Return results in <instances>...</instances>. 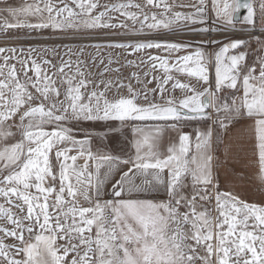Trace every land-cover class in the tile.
<instances>
[{"label":"snow or ice","instance_id":"snow-or-ice-1","mask_svg":"<svg viewBox=\"0 0 264 264\" xmlns=\"http://www.w3.org/2000/svg\"><path fill=\"white\" fill-rule=\"evenodd\" d=\"M153 4L154 0H147ZM73 3L81 10V14H90L96 3L90 0H73ZM204 0H200L203 5ZM213 11L218 18L232 22L233 13L240 8L247 9V15L244 20L254 23V9L250 3L241 4L240 0H212ZM109 7L123 8L126 5H115ZM137 7H139L137 5ZM165 7H168L167 5ZM44 10L49 13L46 21L41 17L42 22L36 24L20 23L10 24L5 21V27H30L62 29L67 26L77 27L73 18L77 13L65 5L63 8L55 9V15H52L54 7L46 3ZM261 10L264 11V3L261 4ZM12 17L37 15L41 12L38 5L26 4L20 8L5 9ZM203 7H198L195 13L183 14L176 12L177 19L184 18L194 21V16L203 14ZM67 12L66 17L62 13ZM132 20L136 19V14L131 12L123 13ZM105 12L90 19L80 21L84 27H109L108 24H102L101 18ZM57 17H61L57 19ZM148 17L145 16V20ZM153 23L148 24L150 29H155L161 25L165 28L169 26L168 22L158 20L153 16ZM202 22V21H201ZM115 27V25H111ZM258 39V38H257ZM215 43V41H213ZM242 40H234L231 43L224 44L215 54V89L220 91L227 85L235 89L238 84V78L242 71L240 62L245 59L246 53L240 52L238 55L225 57L229 49H236L243 45ZM124 47L125 45H117ZM139 48H165L167 50H177L187 45L176 43L148 42L137 44ZM5 50L0 48V53ZM14 51V50H12ZM195 59L192 55L183 56L181 59L184 65L178 71H186L188 75L198 77L204 82H208V69L202 63L204 57L201 51L197 50ZM8 58L5 57V60ZM150 59H159L150 57ZM228 61L227 63L225 61ZM192 61L195 67H188V62ZM33 70L36 72L38 81L41 69L33 61ZM63 68H61V71ZM165 64V71H167ZM254 68H248L242 74L243 95L232 99L229 104L227 100L217 107L216 94L205 88L202 92H196L190 89L193 94L186 96L178 102L169 99L167 105L149 103L140 105L135 102V93L131 86L128 90L132 93L131 97H120L114 101L100 99L103 93L97 95L95 91L90 93L89 102H82L80 87L86 84L81 80L76 87L71 86V79L68 80L69 88L67 98L71 101L64 107L63 113L55 114L52 105L47 110L43 104L35 107H29L21 115L22 139L19 142L11 143L0 147V171H6L8 174L3 177L0 184L11 185L0 187V195L8 198L16 196L27 205V216L25 219L35 220V224L42 230L40 234L35 235V242L26 241L23 231L32 232V226L21 224L18 218H14L10 209H5L0 205V214L7 215L10 223L16 224L20 229V234L15 229L8 230L0 228L6 235L16 237L24 245L17 249V252L23 253L25 257L22 260H16L9 257L5 251L11 247L0 242V256L7 260L8 264H64L65 257L70 251H75L78 245L64 247L63 254H58L56 247L57 239H67L71 241L73 234L79 235L81 245H85V252L77 260L75 257L70 264H195L197 259L203 261V264H213L212 257L215 255L216 264H264V207L255 204L239 201L237 197L230 193H221L218 185H213V176L211 171L212 156L209 154L211 130L207 134H202L199 130L196 133L195 153L190 154V137L187 134L179 136V147L171 145L167 148V154L162 155L158 150V143L162 128L155 126H134L132 131L136 138L132 141V147L135 149V156L132 159L120 160L119 157L111 155H100L96 157L90 150H86L85 145L88 139L77 140L70 135V129L62 127V121L67 120L69 109L71 118L77 121H147V120H175L179 121L183 115L185 118H191L188 113L195 115H204V110L209 104L203 102L201 97L206 94L212 97L211 106L217 113L222 110L225 118L218 121L219 127L226 129L234 118L248 117L254 118L255 132L257 140L258 155L260 161V171L264 178V60L259 66V75L253 73ZM14 76V72H10ZM82 75V74H81ZM48 81V77L43 78ZM170 79V77H169ZM37 85H34L36 87ZM7 85L0 81V89ZM174 87L188 88V85L177 84ZM12 99V107L7 111H0V140L12 135L11 131L5 129L4 121L11 118L13 114L25 103L22 94L24 88L17 83ZM50 88L45 83L43 88L37 87V91L47 98ZM52 92H57L51 88ZM58 95V92H57ZM146 98V97H145ZM0 99H3V92L0 91ZM95 103H92V100ZM186 109L187 113L181 110ZM28 118V123L23 121ZM55 123L51 131L46 130L44 125ZM11 126H9L10 128ZM175 127V125H171ZM63 142H70L73 146H79L77 155H68L70 148H59ZM55 150V157L60 161L59 165V188L55 187L57 179L53 171V165L50 161V153ZM78 156H84L85 164L79 169L76 166ZM88 159L99 160L108 165V176L116 168V163L131 164L127 172L122 173L120 179L113 185V199L101 203L97 200L94 207H71L67 211L63 210L65 204V193L73 198L82 195L85 200H90L89 189L94 190V195H100V188L104 181L99 178L101 163H96V175L88 171ZM71 161V163H69ZM149 170H152L149 173ZM167 172L165 180L163 173ZM134 174H151L152 180H144L141 185H136L131 180ZM191 176L193 184V194L191 199H187L181 194V189L185 187L184 177ZM53 181L52 186H45L47 178ZM74 178V183H73ZM95 181V182H94ZM203 185L202 189L198 186ZM164 187L169 201L154 202L151 199L131 198L134 193L158 190ZM209 187H217L215 199L217 210L222 219L213 225V218L206 211H197L195 204L196 197L201 200H210ZM36 189L37 194L33 195L29 189ZM55 194V203L51 205L53 213H49L48 199ZM127 197V198H126ZM41 198L43 202H41ZM187 199L185 205L190 209L189 212L180 213L178 206ZM175 201V205L171 201ZM11 203V200H9ZM105 209L111 210V218L105 216ZM69 213L72 214V222L68 223ZM88 214H91L90 217ZM79 217L77 220L76 217ZM61 217L64 223H61ZM254 220L253 230H248L249 219ZM54 220V223H53ZM184 224L191 225V231L183 229ZM227 226L226 230L224 226ZM96 228L95 249H93V239L91 236L85 237L84 233L91 232L92 227ZM215 228V231L213 230ZM256 230H259L258 232ZM47 232L48 234H43ZM215 239L216 243L212 241ZM187 240L194 241L193 244L186 243ZM203 247L204 256L197 254V248ZM94 252V257L89 253ZM232 257H235L233 260Z\"/></svg>","mask_w":264,"mask_h":264},{"label":"rangeland","instance_id":"rangeland-1","mask_svg":"<svg viewBox=\"0 0 264 264\" xmlns=\"http://www.w3.org/2000/svg\"><path fill=\"white\" fill-rule=\"evenodd\" d=\"M96 3L97 7L92 10L90 14H81V10L73 3V0H0V48L5 51L0 53V81L7 85L6 88L0 89L3 92V99H0V111H7L12 107V99L16 84L19 83L25 90L22 98L25 103L17 110L10 119L4 121L5 125L19 126L21 122V115L27 111L29 107H35L40 104L45 106L47 110L52 105L56 107L53 109L55 114L60 115L63 113L64 107L70 104L71 101L67 98V91L69 88L68 80L71 79V86L76 87L81 80L86 81L84 86L80 87V94L82 102H89V95L93 91L99 95L103 93L100 99L101 106L103 100L114 101L120 97H131L132 93L128 88L131 86L135 95V102L140 105L155 103L160 105H167L169 99L178 102L186 96H190L194 89L196 92H202L208 88L210 92H215L217 107L221 106L225 100L229 104L232 99L236 98L239 91L240 79L243 74V64L253 54L262 52V44L258 43L262 37H216L206 38L204 32L207 30L205 22L211 23L212 29H219L220 27L229 28H264V11L261 10V4L264 0H253L251 5L256 9L258 20L253 24L239 25L238 22L232 20L231 23L221 21L219 24L210 18L209 0H204L203 5L200 0H154L153 4H149L147 0H90ZM50 3L54 7L52 15H55V9L63 8L67 5L77 13L73 18V22L77 27H63L62 29L47 28H30V27H5V21L10 24L20 23L36 24L46 21L49 13L44 10L45 4ZM253 3V4H252ZM26 4L38 5L41 12L37 15H29L12 17L5 9L20 8ZM115 5H126L123 8L109 7ZM137 5L139 7H137ZM168 7H165V6ZM203 7L202 15L194 16V21H189L184 18L177 19L176 12L183 14L195 13L198 7ZM100 12H105L101 18L102 24H108L109 27H95L87 28L80 24L84 19H90L99 15ZM131 12L136 14V19L132 20L123 13ZM67 12L62 13V17H66ZM145 16L148 17L145 20ZM153 16L158 20H164L169 23L167 28L162 25L155 29H150L148 24L153 23ZM61 17H57L60 19ZM202 21V22H201ZM111 25H115L112 27ZM170 33L173 37L169 39H153L149 37L152 33ZM258 38V39H257ZM234 40H242L245 43L238 46L236 49H229L225 53V57L231 55H238L244 52L248 46L251 52L246 53L245 59L240 62L242 71L241 76L238 78V84L235 89L223 86L220 91L215 89V54L219 51L224 44L231 43ZM215 41V43H213ZM148 42L160 43H176L187 45L177 50H167L165 48H139L136 45ZM117 45H125L120 47ZM14 50V51H12ZM197 50L203 54L202 63L208 69V82L200 80L198 77L190 76L186 71H178L184 65V62L179 59L186 55H192L195 59ZM5 57L8 59L5 60ZM150 57H158L159 59H150ZM33 61L39 65L41 72L40 78L33 70ZM228 62L227 60L225 61ZM165 64L167 71H165ZM188 67H195L192 61L188 62ZM61 68L63 70L61 71ZM14 72L15 75H10ZM82 74V75H81ZM47 76L48 81L43 78ZM170 77V79H169ZM188 85V88L174 87L175 84ZM45 83L49 85V92L47 98L37 91V87L43 88ZM34 85H37L34 87ZM51 88H55L58 92H52ZM146 97V98H145ZM203 102L209 104V107L204 110V115L189 116L191 118L182 119L186 123L196 121H209L215 125L222 118L225 117L223 110L217 113L215 108L211 106L212 97L208 94L201 97ZM95 103L93 99L91 101ZM186 110V109H184ZM68 119L60 122L62 127L70 129V135L75 139H88L91 145L95 147V153L100 155H111L126 159L129 153V134L130 127L134 123L151 122L156 120L147 121H124L108 120V121H84L74 120L71 118V110L69 109ZM185 118L183 115L181 118ZM166 120V121H170ZM165 121V120H161ZM24 124L28 123V118L23 121ZM46 130L51 131L55 127V123L44 125ZM21 131V129H20ZM218 134V130H216ZM65 143V142H64ZM63 144V143H62ZM67 147V145H65ZM5 174L0 173V181L3 180ZM11 185L0 184V187H7ZM221 193H230L232 196L238 198L239 201L255 204L259 207H264V186H239L229 190L219 189ZM210 191V200L204 202H195L197 211H206L213 218V225L222 219L216 206V191L217 188H212ZM192 195H190L191 199ZM65 198L63 210L71 207H94L91 205H78L72 200ZM187 199L182 201L178 206L180 213L189 212L190 209L186 207ZM11 200V203H9ZM41 202L43 199L41 198ZM157 202V201H154ZM167 202V201H166ZM55 203V196L48 199L49 213H53L51 205ZM103 203V202H101ZM171 203L175 205V201ZM0 205L5 209H10L14 218H18L22 225L32 226V232L27 230L23 231V236L26 241L35 242V235L40 234L42 230L35 224V220L25 219L27 216V205L16 196L8 198L0 195ZM105 216L111 218V210L105 209ZM91 214H88L90 217ZM79 220V217H76ZM72 222V214L69 213L68 223ZM54 223V220H53ZM61 223H64L61 217ZM254 224L253 219L248 221V230L252 231ZM225 230L227 226L225 225ZM0 228L13 230L15 229L20 234V229L16 224L10 223L7 215L0 214ZM185 231H191L190 224H184ZM215 231V228L213 229ZM257 232L259 230H256ZM43 234L47 235V232ZM74 238L69 241L67 239H57L56 247L58 254H63L64 247H71L78 245L75 251H70L68 256L65 257L64 264H70V261L75 257H79L85 252V245L80 244L79 235L73 234ZM85 237L91 236L93 239L92 247L95 249L96 228L92 227L91 232H85ZM0 242L8 245L5 251L9 257L16 260H22L25 257L23 253L17 252V249L22 248L24 245L16 237L6 235L4 231H0ZM186 243L193 244L194 241L187 240ZM216 243L215 239L212 241ZM197 254L204 256L206 253L203 247L197 248ZM94 257V252L89 253ZM234 260L235 257H232ZM213 264H216L215 255L212 257ZM0 264H8L4 257L0 256ZM195 264H203V261L197 259Z\"/></svg>","mask_w":264,"mask_h":264},{"label":"crops","instance_id":"crops-1","mask_svg":"<svg viewBox=\"0 0 264 264\" xmlns=\"http://www.w3.org/2000/svg\"><path fill=\"white\" fill-rule=\"evenodd\" d=\"M253 2V0H251ZM253 4V3H252ZM209 15L210 18L214 19L218 24L223 21L227 23V20L218 18L213 11L212 0H209ZM254 9V22L258 20L257 11ZM234 15V13H233ZM247 15V11L243 14L238 21L239 25H245L247 22L244 20V17ZM233 20V19H232ZM234 21V20H233ZM249 24V23H247ZM264 26V25H263ZM259 27V26H257ZM260 45L262 44V48H264V38L258 41ZM244 52H251L250 48L247 46L244 49ZM249 58L244 62L242 68L243 73L246 72L248 68H254V75H259V66L262 60H264V50L262 52H257L256 54L252 53V56H248ZM239 91L237 98V104H239V97L243 95V84L242 79H240L239 83ZM225 118V117H222ZM221 118V119H222ZM181 118L179 121L170 120V121H151V122H142V123H134L130 127L129 134V153L126 159L120 158V160H128L132 159L135 156V149L132 147V141L136 138L132 129L134 126H155L160 125L162 131L159 136L158 150L162 155L167 154V148L171 145H175L177 148L179 147V136L181 134H187L190 137V154L195 153V143H196V133L199 130L202 134H207L209 129L211 130V138H210V149L209 154L212 156L211 160V171L213 176V185H218L219 189L229 190L239 186H254V187H262L264 186V178H262V174L260 171V161L258 155L257 148V140H256V132H255V121L254 118L248 117H237L232 120V122L228 125L226 129H222L219 127V124L215 125L213 122L208 123H186ZM188 122V121H187ZM175 125V127H171V125ZM5 129L12 132V135L9 137H5L0 140V147L19 142L22 139V134L20 128L16 125H5ZM9 126H11L9 128ZM216 130H218V134H216ZM82 140V139H77ZM89 141L87 145H85L86 150H90L94 156L99 157L95 153V147L90 144ZM67 145L68 148L71 149L68 155H77L79 152V146H73L70 142H63L58 145L59 148H64ZM86 157L78 156L76 161V166L79 169L85 164ZM50 161L53 165V171L57 175V179L54 182L55 187L59 188V165L60 161H58L55 157V150L50 153ZM71 163V161H69ZM96 163H101V168L99 170V178L104 181L103 185L100 188V195H94V190L89 189L91 199L85 200L82 195H78L73 198L68 197L65 193V197L72 200L73 203L78 205H91L95 204L97 200L100 202H104L106 200L113 199L112 189L113 185L120 179L122 173L127 172L129 168L132 167L131 164L124 163H116V168H114L111 173L105 177V173L108 172V165L97 160L88 159V171L93 173L95 178L96 175ZM152 170H149L151 173ZM7 175L6 171H0ZM163 176L166 180L167 172L163 173ZM131 180L136 185H141L144 180H152L151 174L143 175V174H134L131 175ZM73 178V183H74ZM95 182V181H94ZM185 187L181 189V194L186 198H190V195L193 194L194 188L192 184L191 176L184 177ZM53 181L51 178H47L45 181V186H52ZM204 186L200 185L198 188L202 189ZM217 187H209V190ZM29 192L33 195H36V189H29ZM221 192V191H219ZM210 194V191H209ZM55 194L49 196V198H53ZM127 198V197H126ZM131 198H140V199H151L153 201H169L170 197L168 196L166 189L164 187H160L158 190L146 191L141 193H134ZM195 202H204L201 200L199 196L196 197Z\"/></svg>","mask_w":264,"mask_h":264},{"label":"built area","instance_id":"built-area-1","mask_svg":"<svg viewBox=\"0 0 264 264\" xmlns=\"http://www.w3.org/2000/svg\"><path fill=\"white\" fill-rule=\"evenodd\" d=\"M207 25V30L204 32V37L206 38H216V37H262L264 36V28H229L220 27L219 29H212L211 23L205 22ZM150 38L153 39H169L172 36L170 33H152L149 34Z\"/></svg>","mask_w":264,"mask_h":264},{"label":"water","instance_id":"water-1","mask_svg":"<svg viewBox=\"0 0 264 264\" xmlns=\"http://www.w3.org/2000/svg\"><path fill=\"white\" fill-rule=\"evenodd\" d=\"M240 3L241 4H244V3H250L251 4V0H240ZM246 11H247V9L242 7L237 12H235L234 15H233L234 22H238L240 20L241 16L243 14H245ZM181 111H182V113H187V110L183 109ZM188 115L189 116H198V115H195V114H192V113H188Z\"/></svg>","mask_w":264,"mask_h":264},{"label":"trees","instance_id":"trees-1","mask_svg":"<svg viewBox=\"0 0 264 264\" xmlns=\"http://www.w3.org/2000/svg\"><path fill=\"white\" fill-rule=\"evenodd\" d=\"M209 121H196V122H194V124H196V123H208Z\"/></svg>","mask_w":264,"mask_h":264}]
</instances>
